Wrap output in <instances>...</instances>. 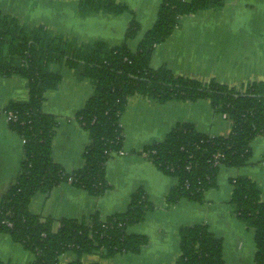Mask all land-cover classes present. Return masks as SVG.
I'll use <instances>...</instances> for the list:
<instances>
[{
    "label": "trees",
    "instance_id": "trees-1",
    "mask_svg": "<svg viewBox=\"0 0 264 264\" xmlns=\"http://www.w3.org/2000/svg\"><path fill=\"white\" fill-rule=\"evenodd\" d=\"M83 10L105 11L121 16L128 11L114 0H79ZM225 0H164L154 27L136 52L126 43L110 47L103 42L79 47L53 36L45 27L27 30L9 15L0 13V76H18L27 81L29 99L12 102L0 116L13 113L10 128L24 142L20 174L0 203V234L9 235L35 255L34 264H60L65 254L75 255L70 264H84L86 255L101 253L104 258L119 254H139L148 239L129 233L155 209L143 189L131 197L128 210L102 221L96 213L87 219L54 220L32 214L30 204L37 194L49 195L62 184L103 196L111 187L106 180L108 162L124 151L122 117L130 98L141 95L154 102L210 101L213 109L231 125L226 137L202 134L188 123L178 124L159 143L146 146V155L161 172L177 179L167 195V204L181 200L202 204L205 194L217 185L222 166L242 168L252 157V143L264 135V83L230 87L216 81L201 82L175 75L167 67L153 69L151 61L157 46L163 44L186 16L202 11L220 10ZM140 32L132 21L126 41ZM65 64L78 70L82 79L95 86L94 95L77 114L88 132L90 143L83 158L84 167L66 172L52 157V141L58 120L43 112L48 91L56 90L62 80L53 65ZM219 156L218 159L215 157ZM230 201L235 214L254 230L255 264H264V202L261 189L247 177L232 181ZM180 255L174 264H227L223 242L206 224L182 226L179 231Z\"/></svg>",
    "mask_w": 264,
    "mask_h": 264
},
{
    "label": "crops",
    "instance_id": "crops-1",
    "mask_svg": "<svg viewBox=\"0 0 264 264\" xmlns=\"http://www.w3.org/2000/svg\"><path fill=\"white\" fill-rule=\"evenodd\" d=\"M128 11L121 16L105 11L83 10L79 0H0V13L16 18L27 30L45 27L53 36L62 37L79 47L103 42L110 47L127 44L136 52L145 34L157 20L164 0H114ZM190 1V0H185ZM140 32L126 41L132 21ZM153 69L167 67L175 75L201 82L216 81L230 87L252 82L264 83V0H225L220 10L202 11L186 16L166 42L157 46L151 61ZM61 75L56 90L48 91L42 110L55 117L59 125L52 141V157L66 172L84 167V152L90 143L88 132L77 114L94 95L95 86L82 79L78 70L65 64L53 65ZM26 80L0 76V112L12 102L29 99ZM193 125L202 134L226 137L231 125L217 113L210 101L154 102L141 95L130 98L122 125L124 155L114 156L106 167L110 189L101 197L62 184L49 195L37 194L30 211L43 220L87 219L98 213L102 221L128 210L132 195L143 189L155 209L129 233L148 239L139 254H119L104 258L101 253L86 255L84 264H174L180 255L179 231L182 226L206 224L223 242L227 264H255L254 230L240 221L230 201L232 181L247 177L261 189L264 202V135L252 143V157L245 167L222 166L217 185L205 194L202 204L181 200L170 206L166 198L177 179L161 172L141 152L162 142L178 124ZM24 142L13 132L5 114L0 116V203L20 174ZM35 255L0 234V264H34ZM76 257L65 254L60 264Z\"/></svg>",
    "mask_w": 264,
    "mask_h": 264
},
{
    "label": "built area",
    "instance_id": "built-area-1",
    "mask_svg": "<svg viewBox=\"0 0 264 264\" xmlns=\"http://www.w3.org/2000/svg\"><path fill=\"white\" fill-rule=\"evenodd\" d=\"M5 115H6L7 119H8V121H14V120H16V117H15V115L13 113H6ZM119 155H124V151L122 153H120ZM144 156L147 158L146 155H144ZM215 158L218 159L219 156H216Z\"/></svg>",
    "mask_w": 264,
    "mask_h": 264
}]
</instances>
